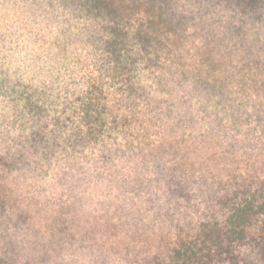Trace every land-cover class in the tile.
<instances>
[{
	"label": "clouds",
	"instance_id": "obj_1",
	"mask_svg": "<svg viewBox=\"0 0 264 264\" xmlns=\"http://www.w3.org/2000/svg\"><path fill=\"white\" fill-rule=\"evenodd\" d=\"M0 264H264V0H0Z\"/></svg>",
	"mask_w": 264,
	"mask_h": 264
}]
</instances>
